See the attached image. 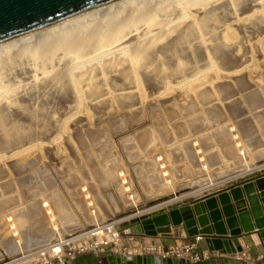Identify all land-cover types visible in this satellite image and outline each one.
I'll use <instances>...</instances> for the list:
<instances>
[{
  "label": "bare ground",
  "instance_id": "bare-ground-1",
  "mask_svg": "<svg viewBox=\"0 0 264 264\" xmlns=\"http://www.w3.org/2000/svg\"><path fill=\"white\" fill-rule=\"evenodd\" d=\"M193 8L200 13L193 14ZM249 52L257 59L258 82L244 73ZM182 94L189 99L178 108ZM85 97L96 117L87 114ZM219 100L233 120L222 112ZM188 112L191 138L171 149L193 164L192 184L163 194L171 179L155 170L158 163L145 160L131 163L135 189L130 190L123 182V164L109 157L116 139L123 148L133 145L132 135L125 132L127 121L141 113L152 119V127L136 134V141L147 147L155 131L165 143L185 134L171 121ZM108 114L111 133L95 123ZM244 122L258 135L248 134V128L243 132ZM235 131L247 136L244 141ZM116 134L121 135L113 138ZM263 135L264 0H112L0 40V264L33 263L37 254L22 258L31 249L57 244L66 229L135 216L185 198L193 187V193L200 192L226 175L262 166L264 150L255 160L249 150L264 146ZM214 144L221 155L205 153ZM79 150L100 167L97 175L106 184L104 195L92 188L99 207L77 188L89 175L72 169L81 160ZM45 155L51 162L59 160L66 172L70 194L79 198L77 214L59 201L56 191L51 203L33 199L3 214L15 200L11 174L17 177L44 162ZM219 157L233 168L211 175L209 166L220 162ZM8 221L17 224L16 230Z\"/></svg>",
  "mask_w": 264,
  "mask_h": 264
},
{
  "label": "water",
  "instance_id": "water-1",
  "mask_svg": "<svg viewBox=\"0 0 264 264\" xmlns=\"http://www.w3.org/2000/svg\"><path fill=\"white\" fill-rule=\"evenodd\" d=\"M112 0H0V40L30 31ZM127 226L148 236L175 239L204 236L209 250L220 257L201 262H184L158 256H129L126 261L106 256L111 264H242L229 258L241 251L237 238L255 233L264 240V167L198 199L187 197L164 203L151 212L133 217ZM248 264H264V256Z\"/></svg>",
  "mask_w": 264,
  "mask_h": 264
},
{
  "label": "rangeland",
  "instance_id": "rangeland-1",
  "mask_svg": "<svg viewBox=\"0 0 264 264\" xmlns=\"http://www.w3.org/2000/svg\"><path fill=\"white\" fill-rule=\"evenodd\" d=\"M193 14H198L200 13L199 9L193 8L192 9ZM234 31L236 32V35L238 37V30L237 28H233ZM249 54L251 55V57H249V60L245 63V75L247 76V79L251 80L252 82H258L259 78H260V74L258 72V67H256V61L257 59L255 57L252 56V54L249 52ZM256 60V61H255ZM93 73V72H92ZM223 77H219V80L222 82H229L231 84L230 81L232 80H221ZM79 86H81V83L79 84ZM215 93L218 95V91L214 90ZM190 92V91H189ZM188 92V93H189ZM191 94V93H190ZM186 94H182L178 97V102L177 104H175L176 106H178V108H180L179 106L184 105L187 103V100L189 98H186ZM69 99V98H67ZM241 99V98H240ZM221 100H219L218 102H220ZM89 99L85 97V103L84 106L87 109V114H89L91 117H96V114H93V112L89 109ZM221 109L222 112L227 114L229 116V118L231 120H233V118L229 115V110L227 109V106L224 105V102L221 101ZM227 104V103H226ZM239 104H241V102L239 101ZM181 117H177L174 118L171 123L173 124V127H178V128H184L187 130V132L183 135L179 136L178 139H176L175 141H173L172 143H165L160 139V134L155 131L153 132V140L149 143V145H147V147H143L141 146V144L139 143V141H136V134L144 129H146L147 127H152V119L150 117H147L145 114L141 113V115L137 118H135V120H130L127 121V125H126V130L125 132L130 133V135H132L133 139V145L129 148H123V146H121L120 142L114 141L113 145L110 147L109 149V157L116 159L118 162L123 164V168H124V172H125V181L124 184L128 185L131 189L133 190L135 189V175L132 173L131 171V163L132 162H137L138 164L142 165V162H144L145 160H152L154 161V163H158V168L156 167V171L157 172H165V176L169 177L172 181L171 183V187L170 189H165L163 191V194H167L172 192L175 189H178L179 187H182L184 185H190L192 184L191 182L194 181V170H193V164L189 161V159L186 156H179L177 153V149H171V147L174 146H180L183 145V143L188 139L191 138L192 134H189V128L191 127V122L189 119V112L188 113H182ZM111 115H106L103 116L101 121H96L95 123H98L99 125V129L102 128H108L109 129V133H111V129L112 127H110V118ZM247 118H249L248 116L244 117L245 120H247ZM241 119V120H244ZM240 120V121H241ZM244 120V121H245ZM248 123H242V128H243V132L248 128L249 126L247 125ZM237 126V125H236ZM105 129V130H106ZM237 129V128H236ZM116 132V131H114ZM113 132V133H114ZM238 131H235L234 133L237 134ZM112 133V134H113ZM239 133V132H238ZM251 133L250 135H253L254 133L257 134V132L255 131V129L253 127H251L248 131V134ZM121 134H116L114 135L113 138H118V136H120ZM239 139L241 141H244V139L247 137L242 134H237ZM258 135V134H257ZM244 137V138H243ZM243 138V139H242ZM256 138V136H255ZM257 140L261 141L262 140L260 138H256ZM263 139H264V135H263ZM62 141V140H61ZM98 143V142H97ZM62 145H64L63 141H62ZM246 146H250L248 144H246ZM261 147H263V149H260ZM259 149L256 152V149L253 150H249V156L251 157V160H255V156L258 155L259 153L262 152V150H264V146H259ZM212 150L216 151L217 154L221 152L220 147L218 146V144H214V146L211 149H207L205 151V153L207 155L213 156L214 153H212ZM44 154V153H43ZM78 157L81 159L80 161H75L72 164V169L73 170H86L87 173L89 174L88 177L86 179H84V181H81L79 183V185L77 186V188H81L83 189V193H87L85 194L87 196V200H89V202H91V204H97V196H95L96 192L97 195H101L103 194V186H105V183H101L100 178L97 175L98 170H100V167H95L94 165H92L91 163H89L85 158H84V152L83 150H79L77 152ZM64 155H67L66 153V149H64ZM162 157V159H158L159 157ZM93 157L97 158L96 160L99 162L101 161V159L97 156V153H93ZM132 157V159L130 158ZM45 161L40 163V164H36L33 167L28 168L25 172L19 174L17 177L11 174V178L13 179V181H11V190L10 192L14 194L15 196V200L13 202H11L7 207H5V209L3 210V214L7 213L11 214L10 212L14 209H16L17 207H21V206H25L27 201H31L33 199H39V201L42 202V200L48 201L51 203V198L53 199L54 197V193L53 192H57V194H59V201H62L64 203L67 204V206L71 208L75 211V213L77 214L78 210H79V205L80 203H78L77 200H79V198L76 200L73 196L70 194V186H68L65 182L67 181L64 177V174H66V172L61 171L60 169V163L59 160H54V161H49V158L46 157V155L44 156ZM51 160V159H50ZM219 161L220 162H215L212 166H209V171L208 173L212 174H216L219 171L224 172L226 170H231V168H233V164H230L227 160L225 161V159H222L219 157ZM162 166V167H160ZM10 169V168H8ZM232 176V175H231ZM229 175H226L225 177H223L220 181H214L213 184L205 187L204 189H202L200 192H195L193 193L192 191H194V187L192 189L189 190V195L191 197L196 198V196L202 197L206 194H208L209 192H214L217 191L221 188H224L225 186H227L229 183L234 182V181H229L231 179H229L230 177ZM19 179H16L18 178ZM233 179V178H232ZM228 180V181H226ZM108 181H112L111 179H109ZM107 181V184H109V182ZM2 181H0L1 183ZM92 185H94L92 187ZM95 188L96 192H93L92 190ZM197 189V188H195ZM90 191H92V193H90ZM91 195H89V194ZM104 195V194H103ZM105 197V196H104ZM73 198V199H72ZM55 200V198H54ZM99 207V204H97ZM92 206V205H91ZM49 207H51V204L49 205ZM53 208V207H52ZM94 208V207H93ZM110 210V209H109ZM102 214L105 215L104 211L102 210ZM80 218L77 219L76 224H79L81 220H79ZM124 219V218H123ZM122 219V220H123ZM11 223L12 225V229L16 230V226L17 224H15V222L13 221H8L7 224ZM75 229H82V227H77ZM75 229H66L65 233H70L71 230H75ZM40 248H38L37 250L31 249L27 252V255L25 257H23L22 259H28V258H32L35 257V255L37 254V251ZM30 253V254H28ZM21 259V260H22ZM17 260L13 261L16 262ZM17 263V262H16ZM25 264H31V260L26 262Z\"/></svg>",
  "mask_w": 264,
  "mask_h": 264
},
{
  "label": "built area",
  "instance_id": "built-area-1",
  "mask_svg": "<svg viewBox=\"0 0 264 264\" xmlns=\"http://www.w3.org/2000/svg\"><path fill=\"white\" fill-rule=\"evenodd\" d=\"M135 216L120 217L117 221L108 219L100 224L71 230L57 244H49L50 246L38 250V258L31 264H74L76 259L94 254L110 255L114 260L118 258L120 262L136 255L158 256L184 262H201L221 256L216 249L209 250L200 246V242L204 240L201 234L180 238L174 243H165L159 236H148L135 226H127ZM237 240L241 251L229 255V258L248 264L252 244L244 234ZM6 264L18 263L9 261Z\"/></svg>",
  "mask_w": 264,
  "mask_h": 264
},
{
  "label": "crops",
  "instance_id": "crops-1",
  "mask_svg": "<svg viewBox=\"0 0 264 264\" xmlns=\"http://www.w3.org/2000/svg\"><path fill=\"white\" fill-rule=\"evenodd\" d=\"M264 165L261 166V164H257V165H254V167L250 170H247V171H242L234 176H231L229 179V181H236L237 179H240L241 177L247 175L248 173L252 172V171H257V169L263 167ZM233 178V179H232ZM228 181V180H226ZM211 193V192H209ZM187 197H191V196H187ZM185 197V198H187ZM191 198H194V197H191ZM200 198L199 196H196L195 199H198ZM162 205V204H160ZM159 206H154L153 208H150L146 211H149L151 212L152 209H155ZM246 235V239L247 241H249L251 244H252V247L250 248L249 250V259L250 261L251 260H257V259H260L262 256H264V240L263 239H260L255 233H252V234H244ZM160 240L165 242V243H174V242H177L179 239H175V238H172V237H162V236H159ZM200 246L202 248H207V245L205 243L204 240H202L200 242Z\"/></svg>",
  "mask_w": 264,
  "mask_h": 264
},
{
  "label": "flooded vegetation",
  "instance_id": "flooded-vegetation-1",
  "mask_svg": "<svg viewBox=\"0 0 264 264\" xmlns=\"http://www.w3.org/2000/svg\"><path fill=\"white\" fill-rule=\"evenodd\" d=\"M74 264H111L106 256H93L82 259Z\"/></svg>",
  "mask_w": 264,
  "mask_h": 264
}]
</instances>
